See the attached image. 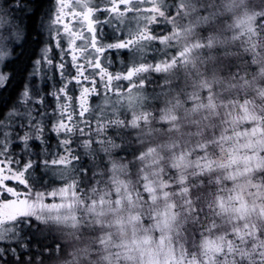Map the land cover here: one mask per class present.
Returning <instances> with one entry per match:
<instances>
[{"label":"clouds","instance_id":"9594fccd","mask_svg":"<svg viewBox=\"0 0 264 264\" xmlns=\"http://www.w3.org/2000/svg\"><path fill=\"white\" fill-rule=\"evenodd\" d=\"M27 3L39 27L51 0ZM152 5L167 54L122 91L98 85L89 114L104 120L68 161L69 203L28 218L58 240L38 264H264V156L248 155L264 129V0Z\"/></svg>","mask_w":264,"mask_h":264},{"label":"snow or ice","instance_id":"6c2138e0","mask_svg":"<svg viewBox=\"0 0 264 264\" xmlns=\"http://www.w3.org/2000/svg\"><path fill=\"white\" fill-rule=\"evenodd\" d=\"M63 2L56 0L54 12L47 18L42 16L39 27L35 13L40 9L32 8L27 0H11V7L0 3V201L26 203L28 175L37 168L31 155L38 149L46 156V133H54L58 145L69 150L74 121L89 111L91 97L98 89V81L89 77L86 64L81 63L89 47L96 58L86 63L100 80L107 78L106 86L113 79L130 81L136 72L145 70L144 66L130 67L122 76L117 73L114 77L103 65L105 49L98 44L93 22L85 18L80 32L68 26L67 17H63L64 23L60 22ZM127 3L128 0H113L108 10L118 11ZM83 27H87L90 36L86 43ZM150 38L143 33L140 36ZM134 40L110 44L108 48L123 49ZM156 67L161 70L160 65ZM16 149L27 157L23 162L16 158ZM63 160L65 157L59 156L51 163L57 165ZM41 163L47 166L49 160ZM35 207L28 206L29 212ZM4 251L0 249V264H10L11 258ZM10 251L23 264L21 254L16 249Z\"/></svg>","mask_w":264,"mask_h":264},{"label":"rangeland","instance_id":"374dc122","mask_svg":"<svg viewBox=\"0 0 264 264\" xmlns=\"http://www.w3.org/2000/svg\"><path fill=\"white\" fill-rule=\"evenodd\" d=\"M110 1H112L113 3V0H76L74 5L77 8L78 7L82 8L87 5L93 6L96 12L101 14L99 15L101 16L100 19L102 20V22L109 27V30L107 31L108 33H106L107 35L104 41L106 45L103 46V48L105 49L104 55L108 52H113V53L116 52L118 55L121 56L118 57L116 56L113 57L112 59H111L112 55L110 56V58L106 56L105 57L102 56V62L103 65H105V62L107 63V65L105 66H108L107 67L108 72L113 74V76L115 77L117 73L121 74L122 76L124 73L127 72L128 68L130 67L139 68L140 66H144V68H146L149 66L151 61L147 58V54L149 51V49L147 50V46L150 43V39H139V38L142 33L147 36H150L151 33L149 32V29H152V31H158V30H153V27H155V25L150 23V18L154 16V13H156L157 10L153 7L152 0H149L146 4V8L142 9V11H138L140 7L135 9L132 8L131 11H129L126 8L124 9V7H121L122 13H120L119 15L118 14L113 15L112 12L108 10L110 6ZM130 7H132V5H130ZM47 12H48V8L46 10V13ZM112 24H115L118 27V30H121L124 35L117 36L115 33V28L113 29ZM133 38H138V39L137 41L135 39L134 43L126 48L123 49L115 48V47L108 48V45L110 44L114 45L120 41L126 42L127 40ZM95 58H96L95 55L91 56L88 53L86 56H84L81 59V63L86 64L89 77L95 78L98 81V85L100 87H104L107 85V78L105 77L104 80H100L99 75L95 74L91 66L86 63V61L94 62ZM115 60H118L117 61L118 63ZM160 66H161V70H163L165 67L162 64ZM69 71H71V69H69ZM136 75L137 72L134 74L133 78ZM128 81L129 80H125V79H118V80L113 79L111 85L107 87L112 88L113 93H115L118 89L122 91L123 88L127 86ZM95 94L96 93H94L93 96ZM102 115L103 114L100 112L99 108H97L94 112L91 113V115L89 114L88 111L84 117H78L74 121L75 124L74 132L76 133L77 130L78 131H81V129L83 130V128H79V127L84 126L89 119L93 118L92 120H94L96 118L102 117ZM69 154H70L69 152H65L62 155L65 157V160L61 161L58 164V166L68 165V161H70ZM19 156H21V153L19 154ZM19 156L16 155V158ZM28 191L30 192L29 194H31V192L32 194L31 196L29 195L24 198L26 201L24 205H21L16 200L2 201L3 204L6 202L5 205H8V203L11 204L9 205V207H6V209L5 206H3L5 209V215L3 217H0V224L15 225L19 222V220H21L18 218L25 216H31V217L40 216L41 220L46 223L48 216L54 217L53 215L55 214L54 212L55 209L47 202V197L39 194L40 198L38 199V193H36L35 191H31L30 188ZM69 195L71 196V193H69ZM60 196L65 197V202L66 203L68 202L69 198L66 197V192L65 195L61 194ZM32 205H36V207L29 212L28 206H32ZM40 205H44V206L41 207ZM61 209H64V206H62ZM61 213L57 215L59 220ZM49 221L51 220H48V222ZM23 225H30V223L28 222L27 224H23ZM52 235L54 236V238H56L53 231H52ZM10 264H20V262L12 260L10 261Z\"/></svg>","mask_w":264,"mask_h":264},{"label":"trees","instance_id":"16d2710c","mask_svg":"<svg viewBox=\"0 0 264 264\" xmlns=\"http://www.w3.org/2000/svg\"><path fill=\"white\" fill-rule=\"evenodd\" d=\"M47 10V9H46ZM45 10V12H46ZM153 30H158L156 27H153ZM147 58L152 61L157 58H161L167 53L160 49L158 45H153L151 42L147 46ZM117 61V60H116ZM93 119V118H92ZM89 119L84 126H80L79 128H83V131H76L72 133L71 135V144L69 146V150L65 151L64 147L61 145H58L57 140L55 139L54 133H46V135L49 136L48 143L46 145L47 147V154L46 156L41 154L38 149H36L35 153L31 155V159L33 160L34 164H39V169L34 168L28 175V181H29V188L31 191H35L36 193L43 195L47 197V202L53 206L55 209V214L52 216L47 217L46 223H51L53 221L59 220L58 214L65 210L66 205L70 201V191L68 188L64 187V183L66 179L71 175V166L68 164L66 166L64 165H53L51 161L55 158H58L59 156H62L65 152H69L70 154V161L72 160V157L76 155L79 151L78 148V138L82 136V133H88L89 135L93 134V131L97 127V120H100L102 123L104 120V116L100 118H96L94 120ZM244 127L251 128V125H245ZM261 133H264V129H257V134L252 137V140L250 141V147L248 149V155L252 159V163L255 167H259L260 164V157L264 156V151H261L257 145L260 143ZM253 152L256 153V155H253ZM21 153V156L19 154ZM15 155H18L17 159H21V162H23L24 158H27L24 156V153L20 149H16ZM43 159H48L49 164L47 166L43 165L41 161ZM29 190V189H28ZM69 198L68 202H65V197H61V194L65 195ZM30 193V192H29ZM32 194V192H31ZM31 194H29L31 196ZM42 203V202H40ZM64 206V209H61V207ZM251 211V205L245 206L241 208V214L247 215ZM25 219L19 220L20 224H27L29 221V217L31 216H25ZM48 220H51L48 222ZM37 230V229H36ZM29 232L27 233V237H25L22 241L27 242V247L25 248L26 254L23 256H26V259L28 261H25L23 259V262H30L32 264H38V257H43L44 261H47L49 257L45 255L46 250L53 249L54 244L58 243V240L54 238L52 235V231L55 234L54 228L51 227H42L32 232L33 230L29 229ZM42 234V235H41ZM41 235V236H40ZM231 238V237H229Z\"/></svg>","mask_w":264,"mask_h":264},{"label":"flooded vegetation","instance_id":"af4514ba","mask_svg":"<svg viewBox=\"0 0 264 264\" xmlns=\"http://www.w3.org/2000/svg\"><path fill=\"white\" fill-rule=\"evenodd\" d=\"M76 0H64L63 2V8L61 11V23H64V19L63 17H67V23L68 26L71 28H74V30L76 32H80L84 23V19L87 18L88 20H91L95 26L96 29V37H97V41L99 46L103 47L104 45H106V43H104L105 41V37H106V33H108L107 31L109 30V27L104 24L102 22L101 18V14L96 12L95 8L91 5H87L85 7H76L74 5ZM145 1V2H144ZM149 0H128L127 4L121 5L118 11H111L113 15H119L120 13H122L121 7H124V9H128L129 11H131L132 8H139L138 11H142V9L146 8V4ZM129 5V6H127ZM130 5H132V7H130ZM113 6L112 1H110V6L108 9H111V7ZM56 8V0H51L50 6L48 7V12L46 13V18L51 15L54 10ZM100 14V15H99ZM94 17V20H93ZM113 29L115 28V33L117 36H121L124 35L123 32L121 30H118V27L115 24H112ZM83 31H84V42L86 43L88 40H90V36L88 35V31H87V27H83ZM136 41L138 38H135ZM140 39V38H139ZM139 41V40H138ZM95 55L96 54L92 51L91 47H89L87 49V54ZM112 55V56H111ZM103 56L105 57H109L111 56V59L113 57H118L121 55H118L116 52H108ZM105 65H107V63L105 62ZM104 65V66H105ZM108 66H105V68L107 69ZM2 203V204H1ZM6 203V202H5ZM5 203L3 204L2 201H0V217H3L5 215V209L6 207H9V205L11 203H8V205H5ZM5 206V209L4 207ZM20 222V221H19ZM17 223L15 225H3L0 224V249L5 250L4 251V255L5 256H9L12 260H15V254H13L10 249H16V253L17 254H21L22 258L25 261H28V259H26V256H23L24 254H26V250L25 248L27 247V242H23L22 240L29 236L27 235V233L29 232L28 230L31 229L33 230L32 232L34 233L36 230V228L30 227V225H22L20 223ZM0 260H2V257H0ZM30 262H23V264H32Z\"/></svg>","mask_w":264,"mask_h":264}]
</instances>
